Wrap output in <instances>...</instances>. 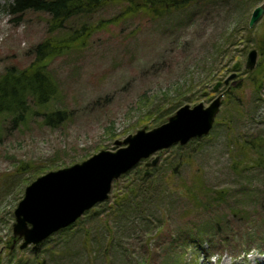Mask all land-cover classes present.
Segmentation results:
<instances>
[{"label": "rangeland", "instance_id": "374dc122", "mask_svg": "<svg viewBox=\"0 0 264 264\" xmlns=\"http://www.w3.org/2000/svg\"><path fill=\"white\" fill-rule=\"evenodd\" d=\"M11 2L0 0V74L31 61L34 47L47 35L50 17L30 10L13 14ZM262 2L249 8L247 22ZM244 6L240 0H209L157 18L140 12L111 20L123 7L115 2L68 22L96 26L85 47L50 62L62 95L60 106L69 118L49 127L36 112L24 121L0 114V264L8 258V264H264L258 249L264 240V164L240 159L235 150L240 138L264 140V86L257 100L245 67L252 48L257 62L261 58L264 15L248 26L246 51L241 45L231 47L226 57H216L214 51ZM226 59L229 67L240 65L233 84L222 82L234 71L223 73ZM210 66L217 74L213 80L206 78ZM218 81L221 85L214 90ZM232 88L241 104L223 103L206 136L191 139L183 149L175 144L153 155L159 161L153 166L158 174L150 178L151 199L125 210L129 204H120L134 176H120L108 199L87 210L74 226L20 249L22 239L12 232L13 211L30 182L101 149L115 150V141L164 123L184 104L208 105L217 95L223 102ZM202 93L206 96L198 97ZM175 101L180 106L156 122L157 109L171 108ZM150 160L139 162L148 174L152 167L144 162ZM21 162L29 167L19 171ZM36 168L44 172L36 175ZM210 218L220 222L219 235L204 234Z\"/></svg>", "mask_w": 264, "mask_h": 264}, {"label": "trees", "instance_id": "16d2710c", "mask_svg": "<svg viewBox=\"0 0 264 264\" xmlns=\"http://www.w3.org/2000/svg\"><path fill=\"white\" fill-rule=\"evenodd\" d=\"M115 2L121 3L123 7L115 19L111 20H118L120 17L126 18L127 16L136 15L140 12L145 13L151 18H157L164 13L199 6L205 2H209V0H12L8 4V7L13 14L20 15L30 10L46 12L50 17L49 23L47 24V35L34 47L31 61L24 67H17L15 65L8 66L0 74V114L11 115L15 121H24L30 113L36 112V115L39 113L42 116V123L49 127H56L66 122L69 114L65 108L60 106V103H63L62 95L59 89V83L54 80V76L50 71V62L54 58L85 47L88 35L96 28L95 25L88 24L85 21L80 22L75 27L73 25L68 26L67 24L70 20H76L79 17L85 18L100 9L103 5ZM258 2L259 0H240V3H245L242 16L226 36L221 37V41L219 39L217 40L214 47L216 57L230 56L229 52H232L231 47H236V45L243 47L242 52L247 50L251 28L248 27L246 19L249 8ZM57 31L62 32L60 35H57ZM240 32H242V35H240ZM260 53V60H258L253 70L247 71L249 76L246 78L250 82L254 93L258 95L257 100L260 99V92L264 86V49L260 48ZM227 61L226 59L223 62V73L233 71L232 66L229 67ZM211 63L214 64V59ZM214 68L215 66H210V73L206 77L209 80L215 79L217 75L214 73ZM205 82L208 83L207 81ZM206 86L207 84L203 86L204 92ZM225 94L226 98L222 104L225 102L241 104V97H239V94L235 90L233 91V88L225 91ZM200 96L205 97L206 94H199L198 97ZM178 102L171 103L173 105L171 108L163 109V107H159L157 109L158 116L156 122L165 121L162 118L176 110L180 106ZM55 103H58L59 106L55 105ZM240 139L235 142V150L239 154L238 157L240 159L248 157L255 162L253 164L263 165L264 140L250 136ZM177 146L179 149L185 147V145L178 144ZM246 162V160L240 161L239 166H244ZM178 164H181V161H178ZM25 165L21 162L18 170L23 171L29 167ZM140 167L137 164L134 168L122 175L126 177L128 174H133L134 176L131 184L124 189V199L120 204L123 207L126 203L129 204L125 210L138 207L141 200L147 201L153 196L154 187L151 184L150 178L158 174H154L156 167L149 169L148 175H144L146 170L142 171ZM35 170L36 175L44 172V170H37V168ZM189 193L194 197L196 196L194 190L189 191ZM115 201L118 203L117 200ZM235 213L237 215L238 211L235 210L233 214ZM210 220L212 222L207 229L203 230L204 234L216 233L219 235L221 230L220 222L213 218H210ZM78 221L79 218L72 225L64 229L71 228ZM218 241L224 242L223 238H219ZM190 243H194V240ZM34 247L36 248L37 246ZM258 249L264 253V240L262 243H259ZM10 261L11 258H8L7 264Z\"/></svg>", "mask_w": 264, "mask_h": 264}, {"label": "water", "instance_id": "95a60500", "mask_svg": "<svg viewBox=\"0 0 264 264\" xmlns=\"http://www.w3.org/2000/svg\"><path fill=\"white\" fill-rule=\"evenodd\" d=\"M264 15V2L255 6L248 26L252 27ZM258 52L252 48L246 57L245 67L253 70ZM222 82L234 83L236 68ZM221 85H214L216 90ZM217 95L208 105L199 102L180 106L168 119L149 130L140 129L115 141V150L101 149L81 162L50 170L30 182L22 199L13 211L12 232L21 238L20 249L37 245L51 234L66 228L99 202L108 199L113 181L134 168L139 162L153 167L159 161L155 153L175 144L185 145L191 139L206 136L213 127L222 105ZM144 175H148L145 171Z\"/></svg>", "mask_w": 264, "mask_h": 264}, {"label": "flooded vegetation", "instance_id": "af4514ba", "mask_svg": "<svg viewBox=\"0 0 264 264\" xmlns=\"http://www.w3.org/2000/svg\"><path fill=\"white\" fill-rule=\"evenodd\" d=\"M238 66H239V64H238ZM238 66H237V67H238ZM236 70H238V68H236ZM146 162H147V161H145L144 164H145Z\"/></svg>", "mask_w": 264, "mask_h": 264}]
</instances>
